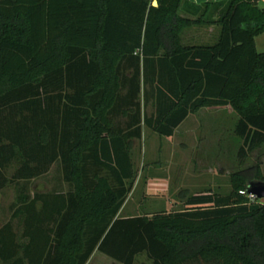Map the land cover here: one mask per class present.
I'll use <instances>...</instances> for the list:
<instances>
[{"label": "trees", "instance_id": "1", "mask_svg": "<svg viewBox=\"0 0 264 264\" xmlns=\"http://www.w3.org/2000/svg\"><path fill=\"white\" fill-rule=\"evenodd\" d=\"M152 2L0 0V190L56 163L66 185L21 195L0 225V264H86L95 249L120 264H264V198L246 192L264 181L257 162L229 174L227 194L181 190L182 208L117 216L137 175L141 85L159 136L227 107L238 166L264 149V9ZM193 25H217L216 41L182 43Z\"/></svg>", "mask_w": 264, "mask_h": 264}, {"label": "rangeland", "instance_id": "2", "mask_svg": "<svg viewBox=\"0 0 264 264\" xmlns=\"http://www.w3.org/2000/svg\"><path fill=\"white\" fill-rule=\"evenodd\" d=\"M235 121L236 115L229 108L202 109L189 123L191 127H197L198 135L176 134L171 139L164 137L165 140L148 134L146 130L143 140L142 138L139 141L135 140L131 146L135 168L138 169L141 164L151 160L143 155L142 146L149 149L151 154L155 155L157 151L159 156L153 155L154 159L168 167V171L153 174L165 175L169 177L170 182H164L162 197H146V194L150 193L148 186L142 183L144 173L137 172L139 179L128 194L130 199L128 207H133L139 212L176 210L182 208V204L175 197L181 190L189 194L205 190L227 194L230 191L229 174L232 171L249 168L257 162L264 173V149L253 152L242 167L238 166L236 151L239 142L233 136ZM65 188L58 163L53 164L46 174L36 179L7 185L0 190V225L8 220L21 195ZM143 263H146L145 258L139 257L136 264Z\"/></svg>", "mask_w": 264, "mask_h": 264}, {"label": "crops", "instance_id": "3", "mask_svg": "<svg viewBox=\"0 0 264 264\" xmlns=\"http://www.w3.org/2000/svg\"><path fill=\"white\" fill-rule=\"evenodd\" d=\"M193 4H201L207 1L211 0H189ZM212 1H223V0H212ZM257 1V6L261 9H264V0H256ZM155 2V4H153ZM152 4L156 5L157 2L156 0H153ZM182 16H191L188 15L185 11H181ZM219 32V27L217 25H209V26H202V25H193L187 29H185L182 34H181V40L182 43L186 45H194V44H213L218 36ZM254 43H255V48L258 52H264V32L259 34L254 38ZM202 109H217V110H227V107H222V108H202ZM200 109V110H202ZM198 110L195 113L189 114L175 129L173 136L176 134L180 135H198V130L197 127H191L190 126V121L193 118V116L197 115ZM153 113V108L151 106V100L149 99L147 102H144L143 100V86L141 85V90H140V125H141V135H142V140H143V135H146V130H148V134L150 135H156L161 138L156 132L151 131L147 126H145L143 120L145 116H150ZM122 119V117H121ZM126 119V118H124ZM171 137H165V138H172ZM164 138V137H162ZM164 138V139H165ZM166 140V139H165ZM134 142V141H133ZM133 144V143H132ZM142 149L144 152L143 155L148 158L150 161H148L146 164H141L138 169L135 168L136 172L140 173H151L147 176V181L144 183L146 187L148 188V191L150 194L147 193L144 196H152L156 198L157 196L162 197L164 195L163 192V184L164 182H170L169 177L162 175V174H153L157 172H167L168 167L164 164L159 163L158 159H154V156H159V152L155 151V155L152 153L149 149H146V147L142 146ZM154 155V156H153ZM139 179V175H136V179L133 183V187L137 184V180ZM132 191V189H131ZM130 191V192H131ZM129 192V194H130ZM158 198V197H157ZM130 202V199L127 198L125 199L124 203L122 204L117 216L121 217H131V216H136L139 215L140 213L144 212H139L137 209H134L133 207L130 208L128 207V204ZM138 211V212H136ZM151 211H156V210H151ZM151 211L146 212V213H152ZM166 211H169V209ZM150 215V214H149ZM94 260V261H93ZM120 264L117 261H114L113 259L107 257L103 253L99 252L97 249L93 251L91 256L89 257L88 261L86 264Z\"/></svg>", "mask_w": 264, "mask_h": 264}, {"label": "water", "instance_id": "4", "mask_svg": "<svg viewBox=\"0 0 264 264\" xmlns=\"http://www.w3.org/2000/svg\"><path fill=\"white\" fill-rule=\"evenodd\" d=\"M153 4H155V2H153ZM246 192L259 199L264 198V181L255 180L248 182L246 185Z\"/></svg>", "mask_w": 264, "mask_h": 264}, {"label": "built area", "instance_id": "5", "mask_svg": "<svg viewBox=\"0 0 264 264\" xmlns=\"http://www.w3.org/2000/svg\"><path fill=\"white\" fill-rule=\"evenodd\" d=\"M248 195H249V197L251 198V200L257 198L256 196H254V195H252V194H248Z\"/></svg>", "mask_w": 264, "mask_h": 264}]
</instances>
